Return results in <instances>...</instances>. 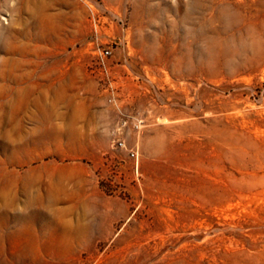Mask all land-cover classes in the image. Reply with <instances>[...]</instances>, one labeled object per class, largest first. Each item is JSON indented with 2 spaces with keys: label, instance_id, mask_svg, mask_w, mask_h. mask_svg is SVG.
<instances>
[{
  "label": "rangeland",
  "instance_id": "1",
  "mask_svg": "<svg viewBox=\"0 0 264 264\" xmlns=\"http://www.w3.org/2000/svg\"><path fill=\"white\" fill-rule=\"evenodd\" d=\"M0 264H264V0H0Z\"/></svg>",
  "mask_w": 264,
  "mask_h": 264
},
{
  "label": "built area",
  "instance_id": "2",
  "mask_svg": "<svg viewBox=\"0 0 264 264\" xmlns=\"http://www.w3.org/2000/svg\"><path fill=\"white\" fill-rule=\"evenodd\" d=\"M109 54H110V50L105 49V48L100 49V55H101V59H102L101 61H103L104 60L103 58L107 57ZM118 144L120 146H124V144L121 140L118 142ZM129 155L133 158L136 157V153L133 150H129Z\"/></svg>",
  "mask_w": 264,
  "mask_h": 264
},
{
  "label": "crops",
  "instance_id": "3",
  "mask_svg": "<svg viewBox=\"0 0 264 264\" xmlns=\"http://www.w3.org/2000/svg\"><path fill=\"white\" fill-rule=\"evenodd\" d=\"M70 209H72V207L70 206Z\"/></svg>",
  "mask_w": 264,
  "mask_h": 264
}]
</instances>
